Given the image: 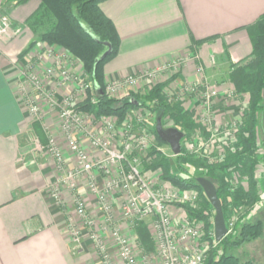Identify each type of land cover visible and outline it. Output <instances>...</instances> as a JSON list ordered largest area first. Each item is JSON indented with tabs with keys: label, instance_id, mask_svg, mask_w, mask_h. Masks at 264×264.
<instances>
[{
	"label": "crops",
	"instance_id": "obj_1",
	"mask_svg": "<svg viewBox=\"0 0 264 264\" xmlns=\"http://www.w3.org/2000/svg\"><path fill=\"white\" fill-rule=\"evenodd\" d=\"M3 4L4 0H0V11L8 14L15 34L10 39L0 38V264H99L87 239L80 248H71L64 230L65 215L45 196L46 186L56 177L54 163L45 153L29 147L26 134L32 118L21 98L17 100L18 95L21 97L17 68L44 44L38 42L21 57L27 46L38 40L24 22L39 7V1ZM100 8L112 21L120 40L118 54L104 67L105 82L190 58L195 49L204 74L198 73L196 62L189 61L174 82L187 85L205 78L223 86L226 83L221 81L232 66L251 55V41L243 28L264 15V0H106ZM213 56L216 68L210 67ZM185 101L182 100L184 110L195 113ZM221 102L216 100L214 105L217 126L235 115L232 106ZM42 117V126L53 133L68 157L58 124L52 126L49 116ZM82 192L90 206L88 213L97 220L91 215L97 213L94 200L87 197L85 190ZM63 197L67 202L65 193ZM172 216L184 220L182 210L173 209ZM148 224L149 221L144 223V229L151 239ZM122 226L128 234V228ZM133 232V238L140 243L137 231ZM107 242L120 264L111 242ZM253 242L264 254V233Z\"/></svg>",
	"mask_w": 264,
	"mask_h": 264
},
{
	"label": "built area",
	"instance_id": "obj_2",
	"mask_svg": "<svg viewBox=\"0 0 264 264\" xmlns=\"http://www.w3.org/2000/svg\"><path fill=\"white\" fill-rule=\"evenodd\" d=\"M14 34L8 14L1 9L0 38L10 39ZM189 61L199 62V56L193 54L190 58L162 63L149 71L136 72L123 79H108L106 93L113 95L125 92L143 81H152L162 76L166 78L165 81L169 80ZM77 65L80 66L69 52L55 46L42 45L33 57L20 64L17 81L21 97H25L29 104L27 112L30 117L42 121L44 114L37 105V101H40L52 108L62 121L59 130L66 144L68 157L64 155L53 133L45 129L48 136L43 148L49 153L56 170V177L45 188V196L65 211L70 206L63 195L65 193L70 196L73 213L68 209V213H64V230L71 248H80L84 239H87L97 254L99 264H118L108 247L109 240L118 255V261L138 264L130 238L123 231L122 225L133 232L139 224L149 221L152 226L151 238L161 260L159 264H205L207 252L218 243L213 225L204 237V242L198 222L191 219L184 225L181 224L185 221L184 218L180 227H174L173 209L168 208L167 204L176 202L178 196L154 188L141 170V158L149 147L151 133L148 118L145 120L135 114H127L124 122L116 123L103 116L98 120L88 118L73 108L75 96L96 91L94 83L85 81L81 76L80 72L83 71L81 68L77 70ZM201 70L199 66L198 71ZM149 85L150 83L147 84ZM177 85L182 88L178 94L181 102L186 100L184 98H194L196 102L202 103V108L198 104L192 106L194 117L203 132L209 136L207 139L200 135V138L198 134L201 140L196 139L202 146H206L209 154L212 153V144L216 142L237 143L238 134L235 135V140L231 137V132L236 129L235 122L230 118L222 126H217L214 121V105L216 100H220L227 107H235V101L243 94L236 93L233 88L217 89L216 85H209L205 78H200L193 84ZM60 86L67 89L69 87L71 91L61 103L56 100ZM221 131L224 132L223 135H219ZM82 190L87 193L89 191L93 196L103 215L102 222H96L88 213ZM112 190L118 191L126 199L117 216L108 201L107 194ZM197 198L196 194H191L184 199V203L195 207ZM263 206L264 196L250 208L234 210L229 207L225 219L226 236L233 233L238 222L250 220Z\"/></svg>",
	"mask_w": 264,
	"mask_h": 264
},
{
	"label": "trees",
	"instance_id": "obj_3",
	"mask_svg": "<svg viewBox=\"0 0 264 264\" xmlns=\"http://www.w3.org/2000/svg\"><path fill=\"white\" fill-rule=\"evenodd\" d=\"M28 1L4 0L3 6H17ZM38 1L39 7L24 22L28 30L38 37V40L31 42L21 53V57L27 54L38 42L46 43L47 46H58L72 54L81 63L83 70L90 76L91 81L102 91L101 94L96 93L95 104L92 105L86 102L82 106L84 111L97 117L113 116L119 122H122L129 110L137 109L147 102L157 100L158 104L152 108V111L157 113V118H160L161 123L165 115L175 112L179 117L178 124L183 128V131L191 126L196 127L197 124L193 122L192 115L185 111L182 105H180L182 108L179 105L170 106L160 100L162 85L152 93L139 98L113 99L104 94V67L116 57L120 44L119 36L112 21L105 16L100 8V5L106 0ZM243 29L249 35L252 52L248 60L232 66L229 81L238 94H244L246 88L250 90L248 113L244 123H241L237 143L227 149L228 158L226 163L207 168L199 176L209 180L214 185L221 203L224 219L227 217L229 207L234 210L250 208L262 197L258 195L257 182L254 176L259 163L264 164V151L262 156L259 157L256 134L258 115L264 111V15L257 22ZM247 70L251 72L249 73ZM247 121L249 122L248 127ZM33 130L40 141L45 143V137L40 126L34 124ZM154 134L160 143L165 144L158 138L155 131ZM186 136L187 134L184 131V138ZM261 145L264 146V142ZM181 154L176 157L174 162L179 173L174 174L168 161L160 157L155 161L153 168H160L163 171L164 178L172 184L183 188H193L200 193L202 199L201 210L194 212L191 206L184 207V209L189 217L203 219L206 226H209L214 217L213 208L204 196L201 187L196 183V179L199 177L193 180L181 178L184 173L188 174L187 166L196 168L199 162H193L189 158L182 157ZM232 170H236L241 176L248 178L249 188L240 185L231 189L228 186L227 176ZM259 210L261 208L257 212ZM263 229L262 219L257 222H254L253 219L238 222L231 235L224 237L214 249L207 252L208 257L205 264H260L251 258L240 261L236 256L227 254L226 250L245 242L257 240L263 235ZM136 231L141 245L147 249L149 248V250L153 248L152 241L144 229V223L139 224Z\"/></svg>",
	"mask_w": 264,
	"mask_h": 264
},
{
	"label": "rangeland",
	"instance_id": "obj_4",
	"mask_svg": "<svg viewBox=\"0 0 264 264\" xmlns=\"http://www.w3.org/2000/svg\"><path fill=\"white\" fill-rule=\"evenodd\" d=\"M43 45L47 46L48 44L44 43ZM58 48H60V47H58ZM61 50H63V49H61ZM63 51H65V50H63ZM193 54H197L195 49L192 50V55ZM70 55H72V54H70ZM74 59H75V62L77 61V63L80 64L79 67L77 65V70H80V68H81V70L83 71V73H81L79 71L81 76H83L85 81L92 82L90 76L83 70L81 63L75 57H74ZM196 63L198 64L197 65L198 69H199V66H201V68H202V70L198 71V73L200 75H203L204 71H205L203 65L200 64V62H196ZM216 66H217L216 57L213 56V62L210 65V67L216 68ZM17 70H18V75H19V68H17ZM231 70H232V68H231ZM231 70L228 72L226 79L221 81L222 84L226 83V85L224 84L225 86L224 85L220 86L221 85L220 82L214 84L212 81L206 79L207 83L209 85H216L215 87L217 89H223V88H226V89L227 88H233L234 89V86L229 81V75H230ZM247 72L250 73L251 71L247 70ZM171 74H174V72ZM177 74L178 73H176V75L172 76L171 79L166 80V81L162 80V78H164V76H162L158 79L152 80V81H146V82L143 81L139 85L127 89L125 92H117L113 95L106 93V82L104 81V93L108 98H113V99H120V98H124V97L139 98L141 96H145V95L152 93L156 88H158L162 85L163 89L160 92V100H162L163 102H165L166 104H168L170 106H172V105H174V106L179 105L180 106V105H182V102H181L180 96L178 94L182 91V88L179 87L176 84V82H174ZM149 83H150V85L147 86V84H149ZM75 86L76 85H74L73 87L75 88ZM174 88H178L177 91L173 92L172 90H174ZM70 92L71 91L69 90V87L67 89V88L60 86L56 100H58V102L61 103L62 100L65 98V96L67 94H69ZM96 93H97V90L94 93L85 92L84 96H79V95L75 96V100L73 101L74 102L73 108L82 112V114H84L88 118H94V119L98 120L99 117L93 115L92 113L84 111L82 109V106L86 102L90 103L92 105L96 103ZM19 98H21L22 103L25 106V109L28 110L29 104L26 101L27 99L25 97H19V95H18V98H17L18 102H19ZM184 99H186L185 104L187 106H189L190 110H191V107L195 104L196 105L198 104V106L200 108H202V103L200 101L196 102V99H194V98H189V99L184 98ZM249 99H250V90L248 88H246L243 96L239 97L235 101L236 106L235 107L232 106L234 108V112H235L234 116L236 117V114H237L236 118H234V116L231 117V120L235 122V126H236L235 132H231V134H232L231 137L234 138V140H235V135L239 134V132L241 130L240 129L241 123L242 122L244 123V120L246 118V114L248 113L247 108L249 105ZM243 101H244V103H243ZM157 104H158L157 100H154L153 102H147V103H145L144 106L139 107L137 109H131L126 113V115L127 114H135L136 116H139L140 118H143L145 120H147V118H148L147 122H148L149 128L151 129V133H149V135H150L149 147L143 153L144 155H142V158H141V170H142L145 178L153 184L154 188H156L157 190H159L161 192H165V193H175L178 196V200L176 202L168 203L167 206H168V208L176 209L177 211L182 210L184 213L185 221L183 223H181V221H178L177 218L172 217L173 226L178 228L181 226L180 223L181 224H184V223L187 224V223H189V221H191V219L195 222H198L197 224L201 226V230H202L201 231L202 236H203L202 242H204L203 241V240H205L204 237L206 236L208 230L213 225V219H212V223L209 226H206V222L203 219H198L195 217H189L188 213L184 209V207L189 206L186 203H184V199L191 194H196L198 196V198H197L198 202L196 203L195 207L193 206V211L199 212L202 208V199H201L200 193L193 188H183V187H178V186L172 184L169 180H166L164 178L163 171L160 168H157V169L153 168L155 161H157V158L160 157V158L168 161V164L171 166L172 172L174 174L179 173L178 169L174 165V162L176 160V157L179 156L180 154L177 156H174L172 154V152L170 151L169 146L166 144L160 143L156 139L155 134H154L155 121L157 119V113L153 112L152 108H154ZM37 105L39 107L40 112H42L44 115H47L51 118L50 122H51L52 126H54L56 124H58V126H59V124H61L62 121L56 116V113L54 110H52V108L51 109L48 108L49 106L45 105L44 103H41L40 101H37ZM54 109L56 110V108H54ZM189 113L192 115L193 122L196 123L197 121H195L194 113L193 112H189ZM103 117L111 118L110 120H115L116 123H122L125 120V118H124V120L122 122H119V120L113 116H110V117L109 116L108 117L103 116ZM31 118H32V122H31L29 130L27 131V134H26L28 137L29 147L31 149H35L37 152L39 151L41 153H45L46 155H48L50 157L49 153L43 148L45 146V143H46V137L48 136L47 131H45L44 127L41 124V121H39L33 117H31ZM178 118L179 117L177 116V114L175 112H172L171 114L165 115V117L162 120L163 128H176V129L182 131L183 133L185 131L187 136L181 140V149H182L181 156L189 158L193 162H196V161L199 162L198 165L196 164L197 165L196 168H193V167L191 168V167L187 166L186 168L188 169V174L184 173L183 175H181V178L193 180L194 178L201 176L207 168L226 163V161H227L226 159L228 158L227 149L234 144L233 142L232 143L229 141L216 142V143L212 144V153L209 154V151L206 148V146L205 145L202 146V144L199 143V141L196 139V138H199L198 134L201 136H204L205 138H207V136H209V134L207 135V133H206L205 135H203L204 132L201 129L200 124H197V123H196L197 124L196 127L191 126L190 128H188V129L186 128L183 131V128H181V126L178 124L179 123ZM248 123L249 122L247 121V127H248ZM34 124L39 125L41 130L43 131V134L45 137L44 138L45 143L41 142L40 139L36 136L35 131L33 130ZM223 133L224 132L221 131L219 135H223ZM256 134H257V142L259 145V146H257L258 154H259V157H261L263 154V151H264V146L261 145L262 142H264V111L260 112L258 115V125L256 127ZM64 145L66 146L65 142H64ZM196 152H198V153H196ZM72 162H74V161H72ZM201 165H202V167H201ZM227 178H228L227 179L228 186L231 189H234L235 187H238L240 185H244L245 188H249L248 178L241 176V174L236 170L230 171ZM254 179L257 182L258 195L264 196V164L263 163H259L258 168H257L256 173H255V176H254ZM86 195H87V197H91L93 199V196L91 195V193L89 191H88V193H86ZM107 195L109 196V198H108L109 203L112 204L114 214L116 216L119 215L121 212V207L123 206L126 199L124 198V196L120 195L119 192L116 190L110 191L109 194H107ZM67 197L68 198H66V199L69 200V201L67 200V202H69V206H70V209L68 208V210H69V212L71 211L73 213V205L71 202V198L68 195H67ZM84 198H85V201L87 202L86 197H84ZM94 205H95V208L97 210V213L91 214V215L97 216L98 219L96 220V222H102L103 215L100 211V208L95 204V202H94ZM59 209L61 210V212L64 215V208L59 207ZM87 209H88V212L91 211L90 206H88V205H87ZM66 210H67V208H66ZM213 215H214V210H213ZM251 219H253L254 222H257L259 219H262L263 225H264V206L261 207V210L256 212ZM148 226H149V228L152 227L150 223L148 224ZM149 230H150V233L152 235V230L151 229H149ZM131 231L132 230H130V232H128V236L130 238V242L132 243L133 252H134V255L138 261V264H159L161 260L156 253L157 248H156L154 242L152 241L153 248H150V250H149V248L147 249V248L143 247V245H141V242L139 243L135 238H133L134 232H131ZM263 233H264V229H263ZM151 235H150V237H152ZM226 253L236 256L240 261H245V260L251 258V259H255L260 264H264L263 251L259 248L258 243H255L253 241L245 242V243H243L237 247L229 248L226 250ZM207 257H208V254L206 255V259H207ZM97 259H98V257H97ZM206 259H205V261H206ZM120 264H124V263H122L120 261Z\"/></svg>",
	"mask_w": 264,
	"mask_h": 264
},
{
	"label": "water",
	"instance_id": "obj_5",
	"mask_svg": "<svg viewBox=\"0 0 264 264\" xmlns=\"http://www.w3.org/2000/svg\"><path fill=\"white\" fill-rule=\"evenodd\" d=\"M97 93L101 94L102 91L94 84ZM134 104H136L133 101ZM155 133L158 138L169 146L173 155L177 156L181 152V140L184 138V133L176 128H163L160 118L155 121ZM196 183L201 187L204 196L210 203L214 210L213 228L215 234V240L217 242L222 241L226 237V226L223 211L220 200L218 199L216 189L214 185L207 179L199 177L196 179Z\"/></svg>",
	"mask_w": 264,
	"mask_h": 264
}]
</instances>
